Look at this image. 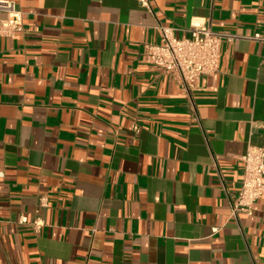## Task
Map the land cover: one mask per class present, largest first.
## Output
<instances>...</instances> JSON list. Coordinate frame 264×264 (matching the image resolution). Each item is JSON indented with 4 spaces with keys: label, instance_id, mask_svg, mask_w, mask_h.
<instances>
[{
    "label": "crops",
    "instance_id": "0c3cea01",
    "mask_svg": "<svg viewBox=\"0 0 264 264\" xmlns=\"http://www.w3.org/2000/svg\"><path fill=\"white\" fill-rule=\"evenodd\" d=\"M14 1L25 29L0 33V264H264V197L231 211L242 157L264 146V0ZM196 20L238 37L186 91L141 53Z\"/></svg>",
    "mask_w": 264,
    "mask_h": 264
},
{
    "label": "built area",
    "instance_id": "2783aa9c",
    "mask_svg": "<svg viewBox=\"0 0 264 264\" xmlns=\"http://www.w3.org/2000/svg\"><path fill=\"white\" fill-rule=\"evenodd\" d=\"M141 6L151 10L152 0H138ZM0 11L5 13L1 20L0 33L15 36L25 29V14L17 8L14 0H0ZM162 39L159 43H146L141 55L175 78L186 91L197 86L203 76H213L220 69L222 44L233 41L238 36L230 32L214 30L210 23L196 20L189 27V35L179 36L176 28L161 27ZM254 38L264 40L260 33ZM244 173L240 190L231 201L232 216L239 213L249 216L255 212V203L264 197V146L250 145L242 157ZM43 198L40 206H46ZM20 222L27 223L23 215ZM39 227L40 221H33Z\"/></svg>",
    "mask_w": 264,
    "mask_h": 264
}]
</instances>
